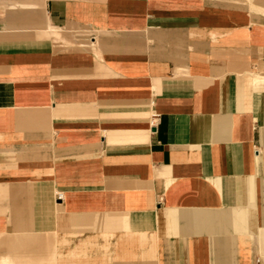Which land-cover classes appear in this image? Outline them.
<instances>
[{
	"label": "crops",
	"instance_id": "0c3cea01",
	"mask_svg": "<svg viewBox=\"0 0 264 264\" xmlns=\"http://www.w3.org/2000/svg\"><path fill=\"white\" fill-rule=\"evenodd\" d=\"M0 234L262 264L264 0H0Z\"/></svg>",
	"mask_w": 264,
	"mask_h": 264
},
{
	"label": "rangeland",
	"instance_id": "374dc122",
	"mask_svg": "<svg viewBox=\"0 0 264 264\" xmlns=\"http://www.w3.org/2000/svg\"><path fill=\"white\" fill-rule=\"evenodd\" d=\"M48 35V34H47ZM54 35L56 37H62L61 34L54 32ZM32 238V237H30ZM17 237L0 234V256L5 254L12 255H18L19 257H14V262H6L5 259L0 257V264H15L17 261L18 264H49V258H34V252H33V245L35 244L34 241H18ZM28 238H25L26 240ZM44 243L47 246L49 245L48 242V236L43 238L41 242ZM13 257V256H12ZM39 259H45L46 263H44L42 260ZM54 259V258H52ZM262 259V264H264V257Z\"/></svg>",
	"mask_w": 264,
	"mask_h": 264
},
{
	"label": "built area",
	"instance_id": "2783aa9c",
	"mask_svg": "<svg viewBox=\"0 0 264 264\" xmlns=\"http://www.w3.org/2000/svg\"><path fill=\"white\" fill-rule=\"evenodd\" d=\"M154 115H155V114H154ZM62 197H63V195H62L61 192H57V193H56V198H57L58 200H61Z\"/></svg>",
	"mask_w": 264,
	"mask_h": 264
}]
</instances>
